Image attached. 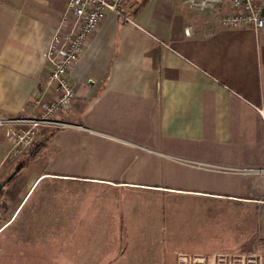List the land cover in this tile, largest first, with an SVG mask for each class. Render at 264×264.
I'll list each match as a JSON object with an SVG mask.
<instances>
[{"label": "crops", "instance_id": "1", "mask_svg": "<svg viewBox=\"0 0 264 264\" xmlns=\"http://www.w3.org/2000/svg\"><path fill=\"white\" fill-rule=\"evenodd\" d=\"M65 2L0 0V118L37 113L40 53ZM124 10L127 19L105 14L70 68L73 98L59 117L71 125L23 164L13 215L52 177L228 203L264 236V28H223L182 0ZM6 144L0 127V154Z\"/></svg>", "mask_w": 264, "mask_h": 264}, {"label": "rangeland", "instance_id": "2", "mask_svg": "<svg viewBox=\"0 0 264 264\" xmlns=\"http://www.w3.org/2000/svg\"><path fill=\"white\" fill-rule=\"evenodd\" d=\"M6 145L0 264H264L255 218L224 202L46 177L13 215L26 177H5L26 152L10 157Z\"/></svg>", "mask_w": 264, "mask_h": 264}, {"label": "built area", "instance_id": "3", "mask_svg": "<svg viewBox=\"0 0 264 264\" xmlns=\"http://www.w3.org/2000/svg\"><path fill=\"white\" fill-rule=\"evenodd\" d=\"M127 0H66L45 49L40 56L45 63L39 87L42 91L34 99L38 108L32 116L0 118L4 124L7 155L16 157L29 152L53 130L71 125L59 117L71 106L73 98L69 70L81 54L89 35L97 28L106 13L127 19L124 5ZM189 8L210 10L218 14L223 28H264V10L257 0H182ZM53 95L44 99L46 89Z\"/></svg>", "mask_w": 264, "mask_h": 264}, {"label": "trees", "instance_id": "4", "mask_svg": "<svg viewBox=\"0 0 264 264\" xmlns=\"http://www.w3.org/2000/svg\"><path fill=\"white\" fill-rule=\"evenodd\" d=\"M46 138L44 139V141L46 140ZM44 141L42 143H40L39 145H37L34 149H32L31 151H29L26 155H24L23 160H21L20 162H18L17 165L14 167L15 173H18L21 170L23 164L27 160L33 158L37 154L38 150L44 145Z\"/></svg>", "mask_w": 264, "mask_h": 264}, {"label": "water", "instance_id": "5", "mask_svg": "<svg viewBox=\"0 0 264 264\" xmlns=\"http://www.w3.org/2000/svg\"><path fill=\"white\" fill-rule=\"evenodd\" d=\"M14 174V170H12L7 176L6 179H9ZM1 184V183H0Z\"/></svg>", "mask_w": 264, "mask_h": 264}]
</instances>
